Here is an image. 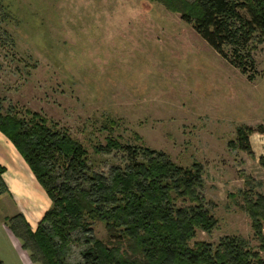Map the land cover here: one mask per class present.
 Listing matches in <instances>:
<instances>
[{
  "label": "rangeland",
  "instance_id": "rangeland-1",
  "mask_svg": "<svg viewBox=\"0 0 264 264\" xmlns=\"http://www.w3.org/2000/svg\"><path fill=\"white\" fill-rule=\"evenodd\" d=\"M255 59L251 82L153 0H0L4 114L45 118L97 171L116 163L117 153H98L108 139L200 164L215 226L191 245L242 238L260 250L245 198L264 196V137H251L253 157L236 144L238 128L264 126V45ZM15 215L0 198V262L35 264L10 230ZM93 226L108 243L105 224Z\"/></svg>",
  "mask_w": 264,
  "mask_h": 264
},
{
  "label": "trees",
  "instance_id": "trees-1",
  "mask_svg": "<svg viewBox=\"0 0 264 264\" xmlns=\"http://www.w3.org/2000/svg\"><path fill=\"white\" fill-rule=\"evenodd\" d=\"M153 1L180 14L249 81L257 79L255 54L264 45V0ZM47 124L39 115L20 119L13 108L5 115L0 103V132L52 201L36 232L21 215L10 221L11 232L35 264H264V196L245 198L259 252L242 238L224 239L216 247L191 245L198 228L211 232L215 226L204 203L200 164L183 168L163 153L108 139L98 153H117L116 163L97 171L82 144ZM255 134L264 137V126L237 130V148L252 157ZM260 165L264 168V157ZM4 173L0 167V195L7 192ZM97 222L105 224L108 243L96 237Z\"/></svg>",
  "mask_w": 264,
  "mask_h": 264
},
{
  "label": "crops",
  "instance_id": "crops-1",
  "mask_svg": "<svg viewBox=\"0 0 264 264\" xmlns=\"http://www.w3.org/2000/svg\"><path fill=\"white\" fill-rule=\"evenodd\" d=\"M0 167L5 169L3 180L7 188V192L1 194L0 198H8L10 205L15 208L14 218L23 216L32 231L36 232L51 209L52 201L20 152L1 132Z\"/></svg>",
  "mask_w": 264,
  "mask_h": 264
},
{
  "label": "bare ground",
  "instance_id": "bare-ground-1",
  "mask_svg": "<svg viewBox=\"0 0 264 264\" xmlns=\"http://www.w3.org/2000/svg\"><path fill=\"white\" fill-rule=\"evenodd\" d=\"M35 224V223H34Z\"/></svg>",
  "mask_w": 264,
  "mask_h": 264
}]
</instances>
